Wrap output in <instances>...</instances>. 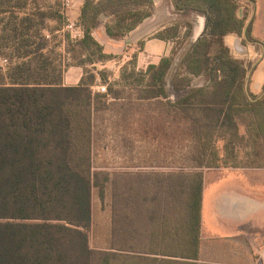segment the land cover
<instances>
[{
	"label": "trees",
	"instance_id": "16d2710c",
	"mask_svg": "<svg viewBox=\"0 0 264 264\" xmlns=\"http://www.w3.org/2000/svg\"><path fill=\"white\" fill-rule=\"evenodd\" d=\"M37 1L0 0V61L8 62L0 64V264H257L243 244L209 231L202 215L206 191L229 175L264 190V95L247 89L248 66L224 41H255L247 21L256 0H174L177 12L206 19L203 37L172 77L173 91L185 92L177 100L167 87L173 57L145 70L131 62L115 82L99 70L106 90L93 89L96 68L89 66L109 57L92 33L103 26L123 39L153 14V0H84L74 19L81 36L62 40L56 33L70 20L63 0L47 8ZM180 26L159 37H177ZM70 65L84 68L75 86L63 84ZM198 75L210 84L192 88ZM109 145L137 171H165L162 191H143H168L178 203L164 205L178 208L185 223L162 236L175 242L151 232L145 239L121 219L115 175L94 170L96 151ZM250 169L263 172H241ZM96 191L102 214L94 210ZM255 244L264 249V239Z\"/></svg>",
	"mask_w": 264,
	"mask_h": 264
},
{
	"label": "rangeland",
	"instance_id": "374dc122",
	"mask_svg": "<svg viewBox=\"0 0 264 264\" xmlns=\"http://www.w3.org/2000/svg\"><path fill=\"white\" fill-rule=\"evenodd\" d=\"M64 6L67 8V12L70 13L69 9V0H63ZM55 3V0H38L37 4L41 5L42 8H47L48 5H52ZM33 7V4L30 2L29 9ZM167 8V7H166ZM164 9L163 12L159 11V24L161 26L168 24L166 28H170L173 25L181 24L183 29L182 32L187 31L186 25L191 26V35L190 37L193 38V36H199L200 32L199 30H202V34L200 37H203V34L205 33V27H206V19L204 16L198 15L194 12H177L175 7L174 11ZM247 11L246 7H242L240 9V13L245 14ZM17 16H24L23 14H18ZM202 19V23H199V19ZM71 22V21H68ZM156 19L154 20H148L147 23H155ZM73 25L75 26L74 22L72 21ZM252 25V31L251 35L252 38L255 41H248L244 39L243 37L238 38L237 45L234 46L233 39L230 37L228 39V45L231 50L232 55L238 59L240 62H243L246 66H248V83H247V89L251 91L253 94L256 95H264V0H256L255 6L253 10L249 12V18L247 21V25ZM47 25L51 28H53L56 23L54 21H47ZM65 27V26H64ZM64 27L62 31L57 32L56 35L58 36L57 40H62L64 38L65 33H71L72 31H68L67 29L64 30ZM166 30V29H165ZM198 30V31H197ZM196 31V33H195ZM75 34V33H73ZM199 34V35H198ZM78 36V35H76ZM185 35L183 34L181 38L179 39L178 43L176 44L177 47L176 51L179 53L180 49L178 45L183 43L185 40ZM200 38H198L199 40ZM196 40V39H195ZM196 40V42L198 41ZM195 42V43H196ZM167 46L158 43L157 48V55H161L164 51H167ZM234 47V48H233ZM125 50V49H124ZM124 50H120L117 52V60L120 56H122V53ZM132 55H136L135 51L131 52ZM114 68V67H112ZM191 87L192 88H201L205 87L206 85L210 84V80L207 79L206 76L198 75V76H192L191 77ZM206 78L207 81L204 79ZM97 90V88H95ZM169 95L171 97V100H177V98L183 96L185 92L175 93L170 86H168ZM232 153V152H231ZM233 155L241 156L242 152H233ZM94 170L97 172H105L109 173L111 177L115 175L114 180L117 181L115 183L118 186L116 188H113L114 190H118L117 193L120 194L121 198L124 200L121 209L119 210L121 212V219L126 221L127 227L130 229L132 227L139 229L140 232H146L145 239H147L149 233H159L161 239V243H173L175 242V239L172 238L171 240L162 239V236H166L168 229L171 231L175 230V228H178L181 225H185L183 222H179L180 216L177 214L173 209L170 211L165 206V203L169 202L170 199L174 202L175 206L178 204L176 203L175 199H172V196L165 192L163 193H155V195H150V193H146L143 190L150 189V186L157 187L159 191H162V188L160 185L162 184L161 180L164 177L167 179V176H164L162 172V169L155 170V169H144V171H133L124 168L126 167H132L133 164L129 157H125L122 153V151L119 149L111 151H104L103 149L96 151L95 158H94ZM263 172L261 169H250L244 172L245 174L249 173H255V172ZM95 171V172H96ZM191 170L190 172H192ZM185 173V172H183ZM166 174V173H165ZM173 175V174H172ZM170 177V176H169ZM113 178V177H112ZM232 179L226 180L220 184H217L213 186L205 195L204 198V210H205V216L210 224V228L218 232L219 230V223L217 225L216 222H214V217L218 212L226 211L223 205H220L217 209V198L219 197V194L226 189L227 187L233 188L234 192L237 194H241L244 190H248V186L245 182V178L243 176H237L234 175L231 177ZM172 178L170 177V180ZM170 184V183H169ZM238 192H237V190ZM107 193V191H106ZM105 193V197L107 196V199L109 200V192L108 194ZM158 194V195H157ZM243 194V193H242ZM241 194V195H242ZM245 195V194H244ZM264 195V193H263ZM261 195L262 198L264 196ZM147 197V203H144V199ZM151 197H154L153 200H150ZM175 198V197H174ZM180 198V197H178ZM163 200V201H162ZM138 201V203L136 202ZM163 202V203H162ZM261 203V202H260ZM250 204L247 201H239V200H233V206H236L239 208L240 212L248 211V209L255 208L254 207L245 205ZM93 205L94 210L97 214H102L101 211H104L100 207V198L98 192H94L93 195ZM165 205V206H164ZM253 205V204H251ZM264 206V205H263ZM149 207V208H148ZM168 207V206H167ZM174 207V206H173ZM175 208V207H174ZM178 211V210H177ZM107 213V212H106ZM108 216V213H107ZM105 219L107 217H104ZM176 223V224H175ZM178 223V224H177ZM222 223V222H221ZM180 224V225H179ZM224 225H230L233 226V230H236V228H239V223H234L231 221L225 220ZM167 225L171 226L169 228ZM177 225V226H175ZM218 228L217 230H215ZM237 228V229H238ZM253 232H244L241 230H237L234 235V239L238 241L239 243L243 244L248 251H252L258 256L257 264H264V249L258 248L255 245H253V239L254 235ZM155 235V234H154ZM154 235L151 236L150 239L155 240L157 239ZM222 235V234H221ZM172 237V236H170ZM147 241V240H145ZM177 242V241H176ZM91 247L94 248L93 240L90 243Z\"/></svg>",
	"mask_w": 264,
	"mask_h": 264
},
{
	"label": "crops",
	"instance_id": "0c3cea01",
	"mask_svg": "<svg viewBox=\"0 0 264 264\" xmlns=\"http://www.w3.org/2000/svg\"><path fill=\"white\" fill-rule=\"evenodd\" d=\"M84 0H69V9L70 13H68L69 21H73L78 16L79 10L81 6L83 5ZM153 14L146 18L142 23H140L134 30L129 32L123 39L115 40L110 38L105 28L102 26L99 29L95 30L92 35L95 38V40L101 45L103 49V53L107 55L109 58L105 61L98 62L94 65L89 66L90 68H96L95 73L97 76V82L96 85L93 87L95 91H97L95 88L102 85L100 76L98 74L99 70H106L109 72L108 79L110 82H115L120 79V73L121 69L125 65H129L131 62H133L134 66L139 70L143 69L145 70L150 65H158L160 61L165 57H173V62L171 64V69L167 76V87L170 86L172 77L174 73L176 72L180 61L182 57L191 51L192 46L195 44L196 40L200 38L202 34V30L200 29L198 32L199 36H193L185 38L184 42L179 44L178 47L181 48L179 53L176 51L175 46L178 43L179 39L185 32H182L183 27H179V33L178 36L175 38H165L162 39L159 37V34L163 32L165 29H167V25L165 24L161 26L159 24V11L163 12V10L166 8L168 10L174 11V0H153ZM156 19V22L151 24L147 23L148 20H154ZM199 23H202V19L198 17ZM198 31V30H197ZM196 33V31H195ZM76 35L81 36V31L79 29H76ZM192 36V35H191ZM232 37L234 46L237 45L238 38L236 35H228L224 38L225 45L229 47L230 50H233L230 48V46L227 44L228 39ZM196 39V40H195ZM158 43H162L166 45L167 51H164L161 55H157V48ZM234 48V47H233ZM125 49V50H124ZM59 52H61L63 55L66 54L65 45L62 44L59 47ZM120 50H124L122 53V56L119 57L117 60V52ZM135 51L136 55H132L131 52ZM114 67V68H112ZM84 75V68L81 66H68L63 74V84L67 86H75L78 85L81 81L82 77ZM206 81L207 79L204 78ZM207 86V85H206ZM104 151H113L112 146H107L103 148ZM132 168V167H128ZM133 169V168H132ZM129 169V170H132ZM133 171H137V169H134ZM234 175H229L223 180L219 181L220 184L226 180L232 179ZM237 177V176H236ZM248 190L245 192L242 190L243 194H237L234 192L233 188H226L224 189L217 198V209L220 205L224 204V208L226 211L218 212L214 217V222L219 223L218 232L213 231L210 227V224L205 216V210H204V199H203V207H202V215L204 216V220L206 223L207 228L209 231L215 234H219L224 237H230L234 238L235 232L237 230H241L244 232H253L254 235V241L253 245L255 244V241L257 238L264 239V198L261 197L263 195L264 190L258 189L254 187L253 185H250L245 180ZM215 184V185H217ZM213 185V186H215ZM212 186V187H213ZM210 187L206 193L212 188ZM237 190V189H236ZM238 192V190H237ZM205 193V195H206ZM245 194V195H244ZM204 195V198H205ZM264 196V195H263ZM239 200L241 202L247 201L250 204H245L251 207L252 209H248V211L240 212L239 208L236 206H233V200ZM261 202V203H260ZM253 204V205H251ZM231 221L234 223H239V228L236 230H233V226L230 225H224V221ZM222 222V223H221ZM216 228L215 230H217Z\"/></svg>",
	"mask_w": 264,
	"mask_h": 264
},
{
	"label": "built area",
	"instance_id": "2783aa9c",
	"mask_svg": "<svg viewBox=\"0 0 264 264\" xmlns=\"http://www.w3.org/2000/svg\"><path fill=\"white\" fill-rule=\"evenodd\" d=\"M65 29H67L70 32L72 31V35H71L72 38H76L77 37L76 36V28L73 25V23L67 22L65 24V27H64V30ZM73 33H75V34H73ZM0 64L2 65L3 68H6V66L8 65V62H7L6 59H3V60L0 61ZM105 90H106V87L104 85H100V86L97 87V91L105 92Z\"/></svg>",
	"mask_w": 264,
	"mask_h": 264
},
{
	"label": "bare ground",
	"instance_id": "6f19581e",
	"mask_svg": "<svg viewBox=\"0 0 264 264\" xmlns=\"http://www.w3.org/2000/svg\"><path fill=\"white\" fill-rule=\"evenodd\" d=\"M199 35V34H198Z\"/></svg>",
	"mask_w": 264,
	"mask_h": 264
}]
</instances>
